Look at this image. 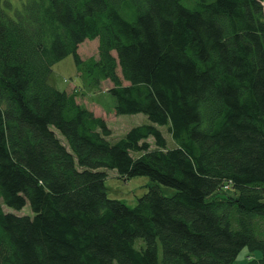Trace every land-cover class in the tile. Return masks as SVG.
Wrapping results in <instances>:
<instances>
[{"label": "trees", "instance_id": "16d2710c", "mask_svg": "<svg viewBox=\"0 0 264 264\" xmlns=\"http://www.w3.org/2000/svg\"><path fill=\"white\" fill-rule=\"evenodd\" d=\"M68 55L150 123L112 141L49 83ZM104 168L152 184L129 206ZM243 248L264 264V0H0V264H235Z\"/></svg>", "mask_w": 264, "mask_h": 264}, {"label": "rangeland", "instance_id": "374dc122", "mask_svg": "<svg viewBox=\"0 0 264 264\" xmlns=\"http://www.w3.org/2000/svg\"><path fill=\"white\" fill-rule=\"evenodd\" d=\"M14 5L19 6L22 0H7ZM98 40L86 39L78 46V53L82 59L93 57L97 59L98 55ZM119 76L120 70L117 68ZM126 84L125 81H122ZM49 83L57 89L65 91H75L77 100L83 103L86 107H91L96 115L103 117L109 128H112V135L110 139L116 141L122 138L125 133L132 127L150 123L147 116L143 113L135 114H119L114 111L115 100L114 97L107 91L111 86L108 79L102 78L95 70L92 74L87 72H80L75 64L72 55H68L62 60L56 62L52 66V73L49 78ZM163 136L166 139L168 148L175 146V143L167 132L165 126H158ZM60 139L62 137L58 134ZM63 140V139H62ZM152 143V138L149 139ZM138 155V153H133ZM106 172L105 186L109 198L117 199L125 202L129 206L136 203L137 197L143 195L148 187L152 184L147 176H135L129 179L120 178L114 169H101ZM158 184V183H156ZM161 192L166 196H171L175 193V189L163 184H158ZM227 191V190H226ZM5 211H12L17 215H32L31 208L26 204L20 210H15L3 206ZM141 241H136V247H139ZM251 254L248 253L247 248H243L236 260L235 264H244L245 259ZM258 256V253L253 254ZM158 258L161 259V247L158 248Z\"/></svg>", "mask_w": 264, "mask_h": 264}, {"label": "crops", "instance_id": "0c3cea01", "mask_svg": "<svg viewBox=\"0 0 264 264\" xmlns=\"http://www.w3.org/2000/svg\"><path fill=\"white\" fill-rule=\"evenodd\" d=\"M69 91H72V90H69ZM89 110H91L93 113H94V110L91 108V107H87ZM96 115V113H94ZM98 116V115H96ZM112 130V128H110Z\"/></svg>", "mask_w": 264, "mask_h": 264}]
</instances>
